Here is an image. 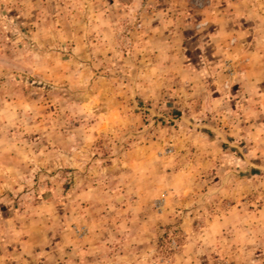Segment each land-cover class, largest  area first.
<instances>
[{
	"label": "rangeland",
	"instance_id": "1",
	"mask_svg": "<svg viewBox=\"0 0 264 264\" xmlns=\"http://www.w3.org/2000/svg\"><path fill=\"white\" fill-rule=\"evenodd\" d=\"M0 264H264V0H0Z\"/></svg>",
	"mask_w": 264,
	"mask_h": 264
},
{
	"label": "crops",
	"instance_id": "2",
	"mask_svg": "<svg viewBox=\"0 0 264 264\" xmlns=\"http://www.w3.org/2000/svg\"><path fill=\"white\" fill-rule=\"evenodd\" d=\"M174 262V261H173Z\"/></svg>",
	"mask_w": 264,
	"mask_h": 264
}]
</instances>
